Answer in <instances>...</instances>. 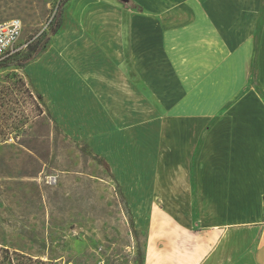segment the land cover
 <instances>
[{
  "label": "crops",
  "instance_id": "0c3cea01",
  "mask_svg": "<svg viewBox=\"0 0 264 264\" xmlns=\"http://www.w3.org/2000/svg\"><path fill=\"white\" fill-rule=\"evenodd\" d=\"M66 56L88 66L76 108L48 93L64 89L50 74ZM26 74L58 122L65 107L81 124H130L111 135L128 158L91 130L78 139L122 183L143 264H264V0H70Z\"/></svg>",
  "mask_w": 264,
  "mask_h": 264
},
{
  "label": "rangeland",
  "instance_id": "374dc122",
  "mask_svg": "<svg viewBox=\"0 0 264 264\" xmlns=\"http://www.w3.org/2000/svg\"><path fill=\"white\" fill-rule=\"evenodd\" d=\"M57 4L58 0H0V21L19 18L23 22L18 52L48 31ZM66 57L67 63L50 74L62 81L64 89L48 93L50 101L61 93L69 94L59 98L76 108L78 102L72 94L88 83L75 82L74 77L88 66ZM31 90L26 68L0 69V257L3 250H13L32 258L34 264H135L137 247L144 245L145 235L136 239L133 234L122 183L117 176L116 183L95 160L83 156L75 144L91 130L90 138L102 146L105 141L114 153L119 148L121 156L128 158L132 152L126 140L115 143L111 135L126 139L120 130L130 124H115L112 115L116 113L109 112L104 114L113 124H81L79 113L63 107L57 123L65 127L68 137L45 113V100ZM83 98L85 104L96 99L100 106L111 100ZM97 120L92 117L93 122ZM126 167L121 170L124 176L140 169L137 165Z\"/></svg>",
  "mask_w": 264,
  "mask_h": 264
},
{
  "label": "trees",
  "instance_id": "16d2710c",
  "mask_svg": "<svg viewBox=\"0 0 264 264\" xmlns=\"http://www.w3.org/2000/svg\"><path fill=\"white\" fill-rule=\"evenodd\" d=\"M70 0H58V4L55 9V13L53 19L49 22L48 31L43 32L37 37L34 41L30 42L26 50L23 52H17L16 54L8 57L2 63H0V69L8 68V67H16L19 69H25L30 63H32L36 58H38L42 53L47 51V48L53 38L61 29L63 25V14L64 7ZM39 99H43V96L40 94L37 95ZM46 113L49 114V117L55 123V127L57 129H61L64 133L70 137L68 132L63 129V127L57 123L53 115L51 114L49 109H46ZM76 147L85 157H90L95 160L99 165L103 166L108 172L109 176L113 178V180L118 183L116 175L112 170L111 164L107 160V158L99 153L89 142L88 139L84 140H75ZM123 193V192H122ZM123 195V198L126 201V198ZM127 204V203H126ZM131 229L136 239L139 238V230L137 229L133 219L131 222ZM2 255L0 257V264H34L32 258L24 256L23 254H19L13 250H3ZM135 264H143L144 263V245L141 247L140 245L137 247V254L134 259Z\"/></svg>",
  "mask_w": 264,
  "mask_h": 264
},
{
  "label": "built area",
  "instance_id": "2783aa9c",
  "mask_svg": "<svg viewBox=\"0 0 264 264\" xmlns=\"http://www.w3.org/2000/svg\"><path fill=\"white\" fill-rule=\"evenodd\" d=\"M23 32V22L19 18L0 21V63L20 51L18 42ZM24 44L23 47H27Z\"/></svg>",
  "mask_w": 264,
  "mask_h": 264
},
{
  "label": "water",
  "instance_id": "95a60500",
  "mask_svg": "<svg viewBox=\"0 0 264 264\" xmlns=\"http://www.w3.org/2000/svg\"><path fill=\"white\" fill-rule=\"evenodd\" d=\"M124 1H127V0H124Z\"/></svg>",
  "mask_w": 264,
  "mask_h": 264
}]
</instances>
